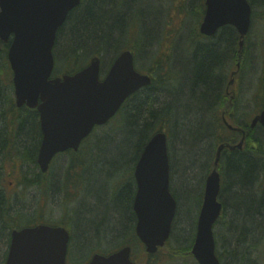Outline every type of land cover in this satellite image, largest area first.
Here are the masks:
<instances>
[{
  "label": "water",
  "instance_id": "1",
  "mask_svg": "<svg viewBox=\"0 0 264 264\" xmlns=\"http://www.w3.org/2000/svg\"><path fill=\"white\" fill-rule=\"evenodd\" d=\"M81 1L0 0V38L8 42L14 37L9 61L17 105L38 108L41 115L44 139L39 165L44 173L56 155L78 151L96 127L106 125L131 95L151 84L148 76L136 71L130 51L116 59L103 81L101 60L97 57L75 75L52 78L57 33ZM206 8L201 33L213 37L221 28L232 26L240 34L243 48L252 23L249 1L206 0ZM258 123L264 128V110L252 127ZM224 147L218 148L216 165ZM170 169L168 138L161 131L145 146L134 173L136 232L149 254L164 247L172 232L177 203L170 191ZM220 190L221 178L214 170L206 181L192 248L199 264H220L213 234L223 209L218 201ZM69 241L70 233L63 227L39 225L15 230L6 264H67ZM131 255L132 249L125 247L109 256L95 254L89 264H136Z\"/></svg>",
  "mask_w": 264,
  "mask_h": 264
},
{
  "label": "trees",
  "instance_id": "2",
  "mask_svg": "<svg viewBox=\"0 0 264 264\" xmlns=\"http://www.w3.org/2000/svg\"><path fill=\"white\" fill-rule=\"evenodd\" d=\"M140 3L141 0H83L82 5L69 14L65 24L58 31L54 50L55 71L61 75L75 74L88 66L90 59L95 56H102L104 65L108 62L112 64L123 50H127L123 44V39L127 32V25L131 19L133 8L135 4L139 6ZM250 3L254 8V20L264 21V0H250ZM148 8L144 11L141 10L139 16L143 24L145 22L146 26L149 25L147 28L154 29L157 25L156 18H159V13L155 16L148 11ZM203 9L204 6H202L201 12H203ZM144 33H150L151 37L154 36V33L149 30ZM236 37L238 38L236 31L231 27H227L219 33L218 37L209 40L207 46L201 47L199 41L197 43L195 41L192 43L194 44L193 49H188L192 55V64L183 70L184 73L177 70L173 73L165 72L167 79L163 81L164 75L162 73L156 75V79L153 80L149 88L136 93L123 106L111 123L112 125L117 123L118 128L116 130H121V138L117 142L114 141V146L111 145L110 149H106L102 145L100 152L104 155L99 160V165L103 166L102 169L109 166L107 172L112 171L116 166L118 168H115L114 171L123 167L130 169L124 173L125 182L121 188L116 192L117 186H115L114 194L111 193L114 201L113 210L106 208L105 211L97 212V214L93 211L87 212L83 226L88 230L89 235L103 236L108 234L109 236L120 237L126 234L131 237L132 240L128 239L127 242L121 243L119 248L125 245L140 244L133 225L135 216L132 207L136 192L133 171L144 147L157 131L166 130L169 135L173 134L174 139H178L179 142L187 145V151L181 155L179 162L180 170L186 173L194 168L199 158L197 156H200V152L198 154L192 149H199L202 141L210 145L216 141H231V138H228L226 134V128L221 120L216 118L215 114L213 128L212 123L208 122L206 124L205 117L207 114L212 117L211 114L220 108L216 104L220 96L219 76L225 74L233 62L241 61L238 57ZM235 54L237 55L235 56ZM241 58L243 59V56ZM0 71L11 76L6 52L2 50L0 51ZM169 85L174 86L172 88L175 89V91L173 90L175 94L171 96L170 103L167 102L160 107L157 98L158 92L160 89L168 88ZM261 94L264 95L263 92ZM226 101L225 98L222 104L223 108L227 106ZM262 102L260 105L264 107V100ZM212 105L214 107L211 109ZM111 129L106 128L105 130ZM252 139L250 136L246 139L243 152L225 154L220 163V170L225 178L224 183H226L222 194L226 208L229 206L232 213L235 211L234 206L229 201L231 195H233L234 203L235 201L243 202L244 196L247 195L252 197V203L256 205L253 211H244L243 208L237 211L238 214L235 212L237 219L239 217V222L243 225L242 228L240 226V229L237 228L232 233L237 245L246 243V238L251 234L246 231L249 226L256 228L253 229L255 231L253 233L264 232L258 231V229H264V227L258 228L264 223V192L261 196L252 192L253 177L258 164V160L254 158V155H264V153L261 150L262 147L261 149L252 150ZM256 143L258 142L256 141ZM89 144L86 143L79 153L71 152L65 174L66 186L69 187V181L76 178L77 173L79 176V173L85 169L87 160L84 157L87 156V153L89 157L90 155L93 157L90 149H86ZM105 149L107 151H104ZM123 171L124 168L118 173L123 174ZM119 177H123V175ZM9 210L6 194L0 187V221L2 223V219L6 217L4 222L7 225L3 226L6 230L7 245L10 240V231L17 227L18 225L15 223L19 222L17 217L9 214ZM93 217L98 221L89 222V219ZM59 224L62 225V222ZM215 236L218 242L220 235L215 234ZM194 240L195 236L190 238L186 245L177 247L171 245L169 241L158 254L147 255L150 262L146 263L139 260L138 264H198L191 252ZM116 244H119V242ZM234 249L233 247V249L227 250V254L232 257L231 260L236 261V259L245 258L244 252H241L240 255ZM165 251L167 256L161 259V253ZM152 260H156V262ZM0 264H5V258L0 261ZM247 264L258 263L251 262Z\"/></svg>",
  "mask_w": 264,
  "mask_h": 264
},
{
  "label": "rangeland",
  "instance_id": "3",
  "mask_svg": "<svg viewBox=\"0 0 264 264\" xmlns=\"http://www.w3.org/2000/svg\"><path fill=\"white\" fill-rule=\"evenodd\" d=\"M202 4H204V0H141L139 6L135 4L130 16L131 19L127 25V32L125 33L123 44L126 48H130V46L131 49L132 47L136 48V68L139 67L140 62H142V70H148L159 48L165 46V44L171 39H176L178 37L175 47H172V50L170 49L166 54L169 56L170 60H172L171 62L173 66L176 67V70L184 73L185 71L183 70L192 64V55L189 53L190 50L188 51V49H193L192 47L194 44L192 43L195 41L197 43L198 41V39L196 40L195 38L192 39L193 41L191 43L190 38L194 35L201 19L202 15L200 7ZM146 8H148V11L155 16L159 13V18H156L157 25L154 27L155 30L150 27L147 28L149 25L146 26V23L144 22L143 24L140 19L139 13L141 10H146ZM196 14L198 15L196 16ZM148 30L152 31L154 36L151 37L150 33H144ZM138 36V43L134 44V40L137 39ZM245 50L242 61L243 69L238 76L239 87H233V90L237 88L239 91V100L234 108V114L237 120L250 125L252 120L262 109L259 105L257 95L262 92L264 93V21L256 20L253 22L251 32L248 36L247 49ZM139 54L142 56V61L139 59ZM108 63L105 65L104 72L108 68ZM232 71L228 74V81L230 80V73ZM4 75L5 73L0 71V83L8 81ZM182 84L183 82L181 85ZM172 87L174 86L169 85L168 88L160 89L158 92L157 98L160 107L167 102L170 103L171 96L175 94V89ZM262 101L263 99L260 102ZM213 107L214 106L212 105L211 109ZM205 121L206 124H208V122L213 123L214 118H211L209 114H207ZM3 127L4 125L1 124L0 128L2 129ZM106 128L112 129L106 131ZM117 128V123L114 125L108 124L107 127L103 128V131H98V140L111 134L112 138L109 141H105L103 144L104 148L110 149L112 147L111 145L114 144V141L117 142L121 138V130L118 131L116 130ZM209 128L211 129V126ZM253 131H256V134L254 135L255 140L252 139L253 146H255L254 148L256 149H261L262 147L261 150L264 153V135L262 128L257 126ZM258 136L263 139L262 143L257 140ZM179 141L178 139H174L173 134L169 135V146L171 147L170 154L172 156L171 184L175 192L181 197L179 198L177 196L179 200V209L174 223L172 237L170 239L171 245L174 247L186 245L190 238H193L196 234V224L201 206L200 200H202V188L208 175L212 171L217 148V141L211 143V145L202 141L199 149L193 148L192 150L198 154L200 152V156H197L199 158L197 159L194 168L186 173L180 170L179 162L181 155L187 151V145H184ZM256 141L258 143H256ZM254 148L252 147V150H254ZM106 149L104 151H107ZM103 155V153H98L96 150L94 158L83 170V176L81 175V172L79 173V176L78 173L76 174V178L73 180L74 186L72 189L68 188L66 184L63 183L67 166L69 164V157L67 155L60 156L55 161L51 173L49 174L48 184H50L51 180V189L55 192L51 191V193H49L47 188L44 192L47 198L46 204L42 206L40 203V201H45V198L41 196L43 195V191L40 190L38 186H27L24 187L19 194L12 211H9V214L19 219V222L15 223L18 225L20 224V221L36 217L40 213L42 214V217H45V220L50 222H63L68 229L70 226L69 230L72 234V241L70 244L71 250L69 257L67 258L68 264H84L89 261V258H91L94 253L114 250L118 248L117 246L121 243L123 244L124 242H127L128 239L132 240L131 237H128L126 234H123L120 237H113L108 234H104L103 236L89 235L87 233L88 230L83 226V223H85L84 217L87 212L93 211L97 214V212L105 211L106 208L113 210L114 201L111 197V193L114 194L115 186H117V189L115 190L116 192L121 188L122 184L125 182L124 173L130 169L123 167V174H120L118 172L123 168L114 171L115 168H118L116 166L112 171L109 170L107 172L109 166H105V168L102 169L103 166L99 165V160ZM254 158L258 160V164L255 169V176L253 177L252 192L255 195L257 194L261 196L264 191V155H254ZM12 168L13 166L9 163L8 159L3 160L2 154H0V182H2L3 185L6 184L5 187H7L8 194H16L22 189L21 184L18 182L20 178L17 176V168ZM9 174L11 175L9 176ZM28 175L30 176L31 173ZM122 175L123 177H119ZM6 180L15 183L14 187H9L8 189V183ZM10 197L15 196L11 195ZM252 200V197L246 195L242 200L243 202L235 201L234 203L233 195L229 196V201L234 206L235 211L232 213L231 207L228 206L226 208V213L217 225L216 231H221L222 233V238L220 239L219 237V251L223 248L225 251L231 250L234 247V250L240 253V255L241 252H244L245 257L248 255L250 260H254L251 261L252 263L264 264V249L262 248L264 244V232L253 233V229L256 228H252L251 226L247 227L246 231L251 234L246 238V243L244 245H237L236 239H234L232 235L237 228L240 229V226L241 228L243 226L241 225V222H239V217L237 219V211L243 208L244 211H253L256 208V205L252 203ZM5 218L6 217L2 219V223L0 221V261L4 259L7 247V239L5 237L6 230L4 228V226L7 225L6 222H4ZM97 221L98 219L95 217L89 219V222L91 223ZM227 222H229L228 226ZM263 227L264 223L258 228ZM258 231H264V229H258ZM254 240L255 243H253ZM118 242L119 244H116ZM134 246L137 249L134 259L137 262H139V260L146 263L148 261L150 262V260L147 259L144 247L139 244ZM255 248L257 250H255ZM166 254L165 251L159 256L161 259H164L167 256ZM152 261L156 262V260ZM251 262L249 261L248 263ZM226 264L231 263L229 261L226 262Z\"/></svg>",
  "mask_w": 264,
  "mask_h": 264
},
{
  "label": "flooded vegetation",
  "instance_id": "4",
  "mask_svg": "<svg viewBox=\"0 0 264 264\" xmlns=\"http://www.w3.org/2000/svg\"><path fill=\"white\" fill-rule=\"evenodd\" d=\"M199 30L200 24L196 28V34L190 38L191 43L192 39L194 38L201 39V41H203L200 43V46L204 47L207 46L209 40L218 37V35L213 38L202 36L200 35V33L198 34ZM177 38L171 39L167 44H165V46H161L159 48L148 70L143 71V64L142 62H140V66L137 67V71L143 75L150 76L154 80L156 79V75L162 73V75H164L162 81L164 79H167V77L165 76V72L173 73V71H176V67L173 66L171 62L172 60H170L166 52H169L170 49L172 50V47H175ZM236 39V43L239 45V35L238 38L236 37ZM247 43L248 42H246V46ZM9 44L10 42H0V51H5L6 56L10 47ZM242 54L243 52H238V57L241 62L243 61L241 57L244 55ZM236 55L237 54H235V56ZM139 59L142 61V56H140V54ZM230 74L231 75L229 81L228 76L226 78L223 77V75L219 76L218 87L220 96L218 97V102L216 104L220 106V109L215 111L214 114L216 115V118L220 117V120L225 121V115H227L229 121L238 122L240 125L238 127L241 128V130L235 132L237 137H243V139L246 140L250 136L255 140L254 135L256 134V131L254 132L249 128L251 124H245L237 120L234 114V108L236 107L237 101L239 100V91L237 88L239 87L238 76L241 74V72H239L238 69L233 70ZM4 77L7 78L8 81L6 80L7 82L0 83V125H4L2 129L0 128V154H2L3 160L8 159L9 163L13 166V168H17V176L20 178L18 182L21 184L22 189L16 194H8L6 189L7 187H5L6 184L3 185L2 182H0V187L6 194L7 208L10 209L9 211H12V208L16 204L17 198L23 190L22 185L38 186L40 190L43 191V195L41 196L45 198V201H40L41 205L43 206L46 204L47 201L44 192L47 190L49 182V173H42L38 163L43 138L40 123V115L37 110L30 109L27 106H22L21 108L17 107L15 85L12 81V78L11 76H9L8 73H6ZM231 81H233V85L230 83ZM235 86L237 88L233 90V87ZM225 98L227 100V107L226 109H223L222 104ZM231 144L232 146H235L237 144V141L234 140ZM242 151L244 150L233 148L232 150L228 149L227 154L230 155L234 152ZM30 173L31 175L29 176L28 174ZM10 175L11 174H9V176ZM6 182L8 183V189L9 187H14L15 185V183H13L12 181L8 182L6 180ZM11 195L15 197H10Z\"/></svg>",
  "mask_w": 264,
  "mask_h": 264
},
{
  "label": "bare ground",
  "instance_id": "5",
  "mask_svg": "<svg viewBox=\"0 0 264 264\" xmlns=\"http://www.w3.org/2000/svg\"><path fill=\"white\" fill-rule=\"evenodd\" d=\"M258 96V95H257ZM214 117V112L212 113V117L211 118H213ZM212 125H213V123H212ZM212 131V130H211ZM213 132H214V130H213ZM263 132V135H264V131H262ZM112 137H111V134H109V135H107V136H105L104 138H101L100 140H98L99 138H94V139H92L89 143V145H88V147H89V149H90V152H91V154H93V158H94V153L96 152V150H97V152L98 153H100V151H101V148H102V145L105 143V141L106 140H109V139H111ZM257 140H259L260 141V143H262L263 142V139L262 138H260L259 136H258V139ZM42 141H43V139H42ZM262 145V144H261ZM255 146H253V148H254ZM83 176V175H82ZM173 189V188H172ZM171 189V194H172V196L174 197V199H175V201H176V203H177V210H176V214L178 213V209H179V200H178V197L179 198H181L180 197V195H178V193L177 192H175V190L173 189L172 190ZM178 196V197H177ZM226 213V206H225V209H224V212H223V214H222V217H223V215ZM232 215V214H231ZM229 225V222H227V226ZM216 228H217V224H214V226H213V234H214V238H215V244H216V256H217V258H218V260L220 261V256H221V262H224V264H226V262H229L230 261V263L231 264H247L249 261L251 262V261H254V260H250V258L248 257V255H246V257L244 258V259H241V260H237L236 259V261H233V260H231L232 259V257L230 256V255H228L227 254V251H225L224 250V248L221 250V251H219V239H218V242H217V240H216V236H215V234H219L220 235V239L222 238V236H221V231H216ZM253 243H255V240L253 241ZM10 245H11V239L9 240V243H8V245H7V247H6V250L5 251H7V250H9V248H10ZM263 249H264V244H263V247H262ZM262 249V250H263ZM255 250H257L256 248H255ZM191 252H192V250H191ZM221 252V253H220ZM263 252V251H262ZM219 254H220V256H219ZM248 254V253H247ZM220 262V263H221ZM257 262V261H256Z\"/></svg>",
  "mask_w": 264,
  "mask_h": 264
}]
</instances>
